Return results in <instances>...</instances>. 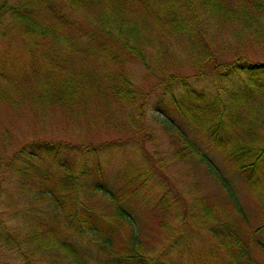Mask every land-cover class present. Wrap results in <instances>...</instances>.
Returning a JSON list of instances; mask_svg holds the SVG:
<instances>
[{
    "label": "trees",
    "instance_id": "1",
    "mask_svg": "<svg viewBox=\"0 0 264 264\" xmlns=\"http://www.w3.org/2000/svg\"><path fill=\"white\" fill-rule=\"evenodd\" d=\"M0 40L24 56L21 61L0 52V110L11 119L36 113L41 126L56 109L79 130L82 116L91 119L87 112L95 100L105 107L114 102L124 114L125 106L142 102L132 69H145L180 120L206 135L211 155L241 180L255 206L249 217L212 161L180 131V162L194 157L204 164L227 198H194L191 226L206 236L208 247L190 250L188 264H259L253 251L264 256V64L250 57L258 47L264 50V0H0ZM182 69L194 70L205 88L190 87ZM173 85L196 101L193 111L179 105ZM10 129L0 119V191L6 194L10 186L3 174L13 173L48 207L28 208L20 230L0 215V252L15 261L0 264H177L149 245L152 237L135 229L125 207L144 186L134 183L142 175L136 167L119 177L117 195L109 191V212L96 213L85 201L106 189L95 156L102 144H81L78 159L63 146L74 147L67 141L34 135L14 145ZM164 203L161 197L153 211L161 228L167 218L177 220ZM83 235L104 257L79 246L75 236Z\"/></svg>",
    "mask_w": 264,
    "mask_h": 264
},
{
    "label": "rangeland",
    "instance_id": "2",
    "mask_svg": "<svg viewBox=\"0 0 264 264\" xmlns=\"http://www.w3.org/2000/svg\"><path fill=\"white\" fill-rule=\"evenodd\" d=\"M4 51L7 52L8 57L13 56L21 61L24 59L19 48L8 49L2 43L0 52ZM254 52L256 56L250 57V59L264 64V50L262 51L258 47ZM132 70L133 81L142 91V102H136L131 108L125 106L122 109L124 113L122 115L116 111L120 107H117L114 102L105 107L104 104L95 100L91 110L87 112V116L91 119L79 117V130H76V125L67 115L64 117L56 109L51 111L52 117L45 120L42 126L38 123L42 118L36 113L11 119L5 110H0V119L4 124L11 125L10 130L14 136L11 142L18 146L30 141L34 135L56 142L67 141L74 147L70 148L66 143L63 146L73 150L74 156L79 159L82 155V153H78L81 152V144L90 142L93 145L92 149L102 144L100 148H97L95 156L100 161L106 189L96 190L95 195L89 196V201H85L88 202V206L96 210V213L109 212L106 200V197H109V191L117 195L120 178L127 173H133L134 170L131 167H136L142 172V175L134 183L138 184L142 181L144 186L133 199L125 204V207L134 216L135 229L142 230L146 236L152 237L149 245L155 246L159 251L163 250L167 255L170 254L169 257L173 258L177 264H188L190 250L193 253H199L208 247L206 236L198 232L194 228L196 227L194 224L191 226V219L195 217L194 198L201 195L217 197L221 201H226L227 198L217 181L207 172L204 164H199L194 157L189 162H180L176 153L181 143L179 142L181 140L180 131L198 152L212 161V169L223 177L249 217L255 215V206L245 195L241 180L232 173L226 172L219 160L211 155L210 141L206 135L192 127L189 129L180 120L179 114L171 108L170 96L164 94V89L161 86L154 85L157 80L147 79L145 69ZM181 73L189 77L187 79L189 86L197 92H201L205 88V84L193 77L194 70L182 69ZM170 90L183 109L186 111L195 109L196 101L188 100L174 85ZM206 91L209 96L207 99L211 100L212 90L206 89ZM146 94L148 95L145 96ZM159 102L165 106L166 110L163 109V112L158 110L161 109ZM134 174L138 175V173ZM3 175L2 181L10 183V186L1 184L2 187L9 186V188H7L6 194L0 191V215L8 220L9 224H13L20 230L23 214L28 208L46 209L48 205L36 202L33 196L35 194L33 187H21L22 184L18 183L19 178L15 177L13 173L6 172ZM161 197H165L166 210L177 216V220L167 218L166 226L163 228L158 226L153 212L155 203ZM46 213L49 212L46 211ZM181 219L188 220V222L181 221ZM152 229H155L156 232L152 233L150 231ZM75 237L83 250L91 255L94 253L104 257L100 249L90 239L88 240L87 236L83 235L79 237L80 239ZM261 238L264 242V236ZM169 243L170 246L167 247ZM179 249L184 251L181 258L177 255ZM253 255L259 264H264L263 255L255 250ZM1 260L6 263L15 262L12 257L7 254L2 255L0 252V263L3 262Z\"/></svg>",
    "mask_w": 264,
    "mask_h": 264
}]
</instances>
